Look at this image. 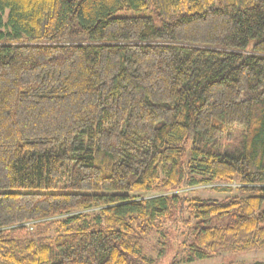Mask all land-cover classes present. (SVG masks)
Instances as JSON below:
<instances>
[{
    "label": "trees",
    "instance_id": "trees-1",
    "mask_svg": "<svg viewBox=\"0 0 264 264\" xmlns=\"http://www.w3.org/2000/svg\"><path fill=\"white\" fill-rule=\"evenodd\" d=\"M170 248L264 251V0H0V264Z\"/></svg>",
    "mask_w": 264,
    "mask_h": 264
},
{
    "label": "rangeland",
    "instance_id": "rangeland-1",
    "mask_svg": "<svg viewBox=\"0 0 264 264\" xmlns=\"http://www.w3.org/2000/svg\"><path fill=\"white\" fill-rule=\"evenodd\" d=\"M120 14H131L130 12H122ZM217 187H229L230 191L228 192H222L219 190H216ZM236 185L226 186L223 185H212V186H197L192 189H188L187 192H189V195L192 196H198L200 198H216L221 199L226 196H230L235 192ZM153 194H130V196H134L136 198H149ZM175 228L171 227V235L174 236ZM159 241V238L157 235L152 234L149 236V238L144 242V250L145 254L147 256H150L152 258L157 257L156 251L154 248L156 247L157 243ZM173 248H170L165 258H162L160 261V264H252L254 262H264V251H252L247 253H232V252H223L219 255H216L213 258H210L208 260L204 261H193L191 263H185V262H176L178 258H175ZM173 260V262H171ZM176 262V263H175Z\"/></svg>",
    "mask_w": 264,
    "mask_h": 264
}]
</instances>
